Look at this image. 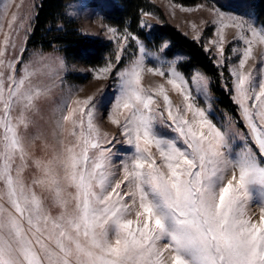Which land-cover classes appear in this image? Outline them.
<instances>
[{
  "label": "snow or ice",
  "instance_id": "snow-or-ice-1",
  "mask_svg": "<svg viewBox=\"0 0 264 264\" xmlns=\"http://www.w3.org/2000/svg\"><path fill=\"white\" fill-rule=\"evenodd\" d=\"M229 19L245 45L243 69L253 46H264V24ZM130 39L137 40L124 35V46ZM223 42L222 34L211 41L221 66ZM8 46L6 36L0 264H264V70L259 77L230 70L225 87L243 124L220 126L197 103L208 89L202 74L191 77L196 96L174 66L147 68L164 83L151 92L142 86V44L123 69L118 51L116 63L94 70L96 79L118 80L114 99L99 100L65 95L62 59L55 67L47 58L26 63L22 54L9 58ZM166 86L182 104L173 105ZM109 103V120L125 138L116 151L115 135L96 123ZM253 203L258 216L249 212Z\"/></svg>",
  "mask_w": 264,
  "mask_h": 264
},
{
  "label": "rangeland",
  "instance_id": "rangeland-1",
  "mask_svg": "<svg viewBox=\"0 0 264 264\" xmlns=\"http://www.w3.org/2000/svg\"><path fill=\"white\" fill-rule=\"evenodd\" d=\"M151 1L161 9L168 22L176 26L187 36L196 40H201L205 49H208L214 56L215 63L218 66H221L219 60L220 53L211 41L219 42V36L222 34L224 38L223 65L227 64L229 72L232 69H239V53H241L245 47L243 41L239 39L240 30L233 26V21L230 20L229 17H239L241 20L248 22L254 21L257 28L262 25L257 20L254 12L247 8V4H244L240 0H202L193 5H184L173 0ZM36 2L37 0H0V49L4 48L5 37L8 36L9 46L7 56L9 58L22 54L26 63L28 61L47 58L48 62L52 63L54 67L57 66L59 60L62 59L64 67L60 70L59 75L63 81L62 88L64 93L65 95L71 93V99H83L87 96H95L97 100L102 96L107 99H114V93L118 85L117 77L112 75L107 79H96L94 70L105 66L109 62L116 63V54L118 51L121 52L122 62L117 71L123 69L132 60L141 56L139 50L141 44L145 49V72L142 76V86L146 90L151 92L159 84L164 83L161 77L147 72V68L162 67L163 70H167L169 67L174 66L178 71L184 74L179 68V62L182 61L185 56L181 53L167 56L165 54V49L168 46L167 41L162 42L158 48L147 45L145 41L129 31L120 30L111 24L102 12L91 4L90 0L72 1L68 6V12L78 20L83 33L89 36H98L103 40L111 42L113 54L107 56L105 62L101 65L89 66L77 62L67 63L63 55L57 51L34 49L21 52L22 49L26 48V40L31 30ZM220 13L224 14L223 19ZM14 15L16 16L15 21L12 20ZM159 21V16L154 12H145L142 15V26L146 27L147 30L156 23H159ZM10 22L13 25L11 28L9 27ZM246 28L247 24H245V29ZM109 29L117 30L115 35L109 31ZM129 33L135 36L139 43H137V40L130 39L127 42V46H124L125 42L123 37ZM117 39L120 40V44H117ZM122 46L123 50H121ZM239 70L243 71L245 74L251 71L253 76L259 77L262 74V70H264V46L259 44L254 45L252 57L246 61L244 68ZM195 73L202 74L208 81L207 93L200 91L197 103L205 108V110L212 113L211 118L218 125L227 126L230 123L235 124L237 120L234 119L232 115L215 107L214 97L210 91L209 78L198 69H194L189 76L184 74L189 78L193 96H196L198 92L197 86L191 84V77ZM166 87H168V95L173 105L182 104V97L179 96L178 93L173 92L170 86ZM157 99L162 107V99ZM111 109L112 104L110 103L107 105L106 109H98L96 112V123L101 129V132H106L109 138L115 135L117 143L113 151H116L117 149L125 148L123 143L125 138L119 134L116 126L111 124L109 120V112ZM162 131L168 132L169 135H173L168 129H162ZM249 212L250 214L258 216L259 205L253 203L250 206Z\"/></svg>",
  "mask_w": 264,
  "mask_h": 264
},
{
  "label": "trees",
  "instance_id": "trees-1",
  "mask_svg": "<svg viewBox=\"0 0 264 264\" xmlns=\"http://www.w3.org/2000/svg\"><path fill=\"white\" fill-rule=\"evenodd\" d=\"M74 0H37L30 33L26 40L25 52L39 49L57 51L65 61L83 63L89 66L101 65L107 56L113 54L112 44L98 36H89L82 32L78 20L69 14L68 6ZM184 5H193L202 0H173ZM247 4L257 20L264 24V0H240ZM105 18L120 30H127L158 48L167 41V56L181 53L185 58L179 62V68L189 76L194 69L203 72L210 82V91L217 109L226 111L234 119L239 118L238 108L232 100L228 88L232 86L227 64L218 66L210 51H206L201 40L184 34L168 22L161 9L151 0H90ZM154 12L159 16V23L150 29L142 26V15Z\"/></svg>",
  "mask_w": 264,
  "mask_h": 264
}]
</instances>
